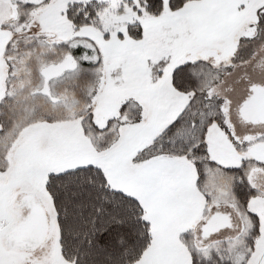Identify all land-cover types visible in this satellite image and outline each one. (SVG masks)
Returning <instances> with one entry per match:
<instances>
[{
    "label": "snow or ice",
    "instance_id": "obj_1",
    "mask_svg": "<svg viewBox=\"0 0 264 264\" xmlns=\"http://www.w3.org/2000/svg\"><path fill=\"white\" fill-rule=\"evenodd\" d=\"M0 264H264V0H0Z\"/></svg>",
    "mask_w": 264,
    "mask_h": 264
}]
</instances>
